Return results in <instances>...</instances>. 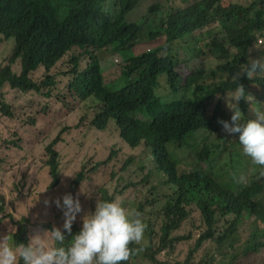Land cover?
<instances>
[{
    "label": "trees",
    "instance_id": "16d2710c",
    "mask_svg": "<svg viewBox=\"0 0 264 264\" xmlns=\"http://www.w3.org/2000/svg\"><path fill=\"white\" fill-rule=\"evenodd\" d=\"M141 1L0 0V185L5 187V192L0 190V224L14 228L11 233H0V239L10 237L9 243L26 245L37 230L57 227L67 246L79 233L82 218L95 211L96 202L90 210L81 206L69 234L63 229V209L54 201L60 199L62 204L65 194L78 199L70 179L75 178L74 184L81 186L85 177L79 172L81 167L69 174L72 168L66 152L67 144L83 135V142L91 148L87 161L94 171H102L118 147L135 149L144 144L172 187L164 199L152 202L160 234L155 236L148 224V245L137 255H145L152 247L154 254L172 249L181 240L172 233L186 219L185 208L191 205L200 210L208 228L197 245L214 238L218 214L231 217L225 221L228 227L218 232V242L229 240L232 244L237 225L251 218L257 229L243 249L257 252L264 248V228L259 227L264 225V168L244 154L238 133L230 139L238 154L230 150L229 141H224L220 151L214 142L211 148L205 143L218 134L231 136L218 123L230 118L231 110L220 105L212 109L211 104L217 94L218 101L226 102V94L233 92L237 83L244 85L246 95H251L255 86L262 90L253 101L239 102L241 122L255 119V110L264 111V72H260L261 80L248 79L242 72L250 59L264 57V0H195L180 10H173L172 0H162L156 8L146 9L143 27L126 20ZM211 25L219 38L212 43L197 40V31ZM158 39H164L163 45L133 56L135 46ZM192 41L197 46H192ZM196 47L199 51L194 53ZM73 49L77 54L71 60L72 68L58 71L55 65ZM106 52L123 59L113 72L115 79H107L100 70ZM180 55L184 57L181 60ZM191 60L195 70L189 67ZM209 60L218 63L207 73L204 66ZM217 71L226 76L217 87L210 89L200 83ZM163 73L169 89L177 92L168 102L161 100L158 90L156 95L154 92ZM57 77L65 79V84ZM32 94L42 101L38 103ZM77 112L81 114L73 122ZM87 115L92 116L93 130L84 134L81 129ZM168 143L196 150L190 172L177 174L166 150ZM211 156L225 159L215 168ZM240 158L249 165L250 176L237 184L233 172L241 168ZM230 168L234 169L230 172ZM41 170L47 171V189L53 198L48 216L42 210L31 214L17 209L18 203L26 205L35 188L34 171ZM118 183L114 181L110 187ZM116 197L117 192L104 188L100 181L97 200ZM122 200L124 207L132 210L139 206L136 211L143 212L141 199ZM141 218L144 222L142 214ZM130 260L122 264H132Z\"/></svg>",
    "mask_w": 264,
    "mask_h": 264
},
{
    "label": "rangeland",
    "instance_id": "374dc122",
    "mask_svg": "<svg viewBox=\"0 0 264 264\" xmlns=\"http://www.w3.org/2000/svg\"><path fill=\"white\" fill-rule=\"evenodd\" d=\"M195 0H172L173 10H180L186 8L188 5L192 4ZM248 0H231V2L236 3H246ZM162 2V0H142L139 6L134 8L129 14L126 15L127 22H133L139 26L144 25V13L146 9L150 6L156 8L157 3ZM210 32V33H209ZM199 34L197 40L203 41L204 43L210 42L219 38V34L215 30V25L208 26L202 30L197 31ZM164 39H158L151 43H142L135 46L132 50L133 56H140L143 53H148L154 48L163 45ZM197 46L194 41H192V46ZM257 45H260L257 43ZM200 46V45H198ZM183 50L180 49L179 53ZM199 48L196 47V52ZM76 51L73 49L67 53L55 66L57 70L61 72H67L72 68L71 60L76 56ZM180 60L183 56L178 57ZM213 58V56H212ZM123 59L119 56L112 57L110 52L104 53V57L100 62V70L102 74L107 79H115L113 74L114 70L122 63ZM218 62L215 60H209L204 66L207 73L215 69ZM189 67L191 70H195L196 66L192 62H189ZM260 72H257L253 78H258L261 80ZM61 80L62 84H65V79L62 77H57ZM63 79V80H62ZM226 76L220 72H216L214 77H208L202 82L207 88H215L220 82L225 81ZM168 90H167V89ZM158 90V91H157ZM161 98L163 102H168L173 99L177 92H173L169 89L166 81V74H160L157 78V86L154 90L155 95ZM169 91V92H168ZM251 96L255 98L261 95L262 90L260 86H255L250 89ZM218 94L215 95V99L212 100L211 108L213 109L217 105L220 108H225L227 103L222 99L218 101ZM32 98L36 99L39 103L41 98L37 95H31ZM179 97V96H178ZM259 111L255 110L254 112ZM81 112H77L72 119L75 122V118ZM83 118V117H82ZM92 116L87 115V120H84V125L82 127V132L85 134L88 131H92L91 126ZM224 121H229L230 118H226ZM110 122L113 123L112 120ZM114 124V123H113ZM221 125V124H219ZM110 129V128H109ZM83 135L77 136L76 140L69 142L67 144V155L69 160V165L72 168L69 174L77 172H82L85 177L84 182L81 186L74 184V179H70L73 187V193L76 198L82 201L81 206L86 210H90L91 205L97 202L98 190L100 187V181L104 185V188L110 191L114 190L117 192V197L127 198V199H141L143 203L140 205L143 207L142 217L145 221H148L153 228V234L156 236L159 233V224L155 219L154 212L156 209L152 206L154 200L162 199L171 193V188L167 185L166 176L159 172L154 164V160L151 154L150 148L141 144L138 148L132 149L128 147H118L108 160V164L103 168L102 171H94L87 161V156L91 154V148L88 144H85L82 140ZM218 138V140H216ZM234 138L231 135L228 138H222L219 134L216 137H211L208 142L216 141V144L223 145L224 141H229L230 150L232 152L239 153L235 142L230 140ZM169 152L174 157L177 163L178 173L187 172L191 169V162H193V153L184 149H176L175 146H169ZM241 160V168H236L233 172L234 181L237 184L245 183L246 178L250 176L247 165ZM219 162L216 164L218 165ZM16 165V164H15ZM1 177V174H0ZM35 183L30 194L26 205L23 203L17 204V209L30 211L34 213L36 211H43L45 216L51 214V209L48 206L53 198L50 196V190L47 189L49 185V179L47 178V171H34L33 174ZM118 181V185L115 188H111L110 185ZM0 190H4V185H0ZM122 193V194H121ZM94 199V200H93ZM47 201V203H45ZM139 207V206H138ZM135 208L134 210L138 209ZM188 211V217L181 224L180 228L173 233L174 236L182 237L183 240L175 245L172 250H165L155 255L152 258L154 248L145 256H138L135 259H131L132 264H176L182 263L184 261H191L193 263H198L200 261L208 264H264V248H260L257 252H247L243 249V245L251 237V234L257 229L251 218H244L236 227L234 232V241L232 244L229 240L224 242H217L213 240L204 241L199 247H195L196 241L206 230V225L204 223L203 217L201 216L199 210L195 206L186 208ZM228 224L224 222V219L220 218L217 228L224 230ZM260 228H264V225H259ZM259 228V229H260ZM14 230L13 227L8 226L5 222L0 224V233L9 232ZM10 240V239H9ZM261 240V239H258ZM147 244V240L143 242L141 246Z\"/></svg>",
    "mask_w": 264,
    "mask_h": 264
},
{
    "label": "clouds",
    "instance_id": "9594fccd",
    "mask_svg": "<svg viewBox=\"0 0 264 264\" xmlns=\"http://www.w3.org/2000/svg\"><path fill=\"white\" fill-rule=\"evenodd\" d=\"M257 43H260V40H258ZM258 70L259 72H264V57L258 59H250L249 62L245 65L242 72L247 76L248 79H252L256 75ZM238 75L239 73L237 74V76L233 77L234 81L237 80ZM219 98L220 97L217 96V99ZM225 99L228 108L232 112L230 122L220 120L218 121V123L222 125V129L225 133L229 135L238 133V139L243 147L244 154L251 158L253 164L264 168V111H256L255 119L247 120L244 123L241 122L243 120V113L238 107L239 102L242 99L249 102L253 101V97L250 94L246 95L245 87L243 84L237 83L235 90L231 93H227ZM208 139L205 141V143L209 148H211V144L213 142L216 144V141L208 142ZM171 145L175 146L176 149H184L193 153V162H191V169L187 172L182 173L190 172L193 168L196 150H190L183 146L178 147V143H168L166 145V150L172 160L175 162L176 169V160L169 152V146ZM222 149L223 145L220 146L218 151ZM211 157H214L215 168H218L225 159L224 156ZM236 159H238L237 156ZM218 162L219 164L216 165ZM236 164L237 162H234L232 164L234 168L236 167ZM202 166L204 167L203 164ZM234 168H230L229 171L231 172ZM182 173L179 174L177 171L178 175H181ZM261 175L264 176V171L261 172ZM165 183L167 184V177ZM169 186L171 187V185ZM62 201L63 203L61 204L60 199H57L54 201V203L56 204L57 208L63 209V229L67 233L71 234L72 224L76 220V214L81 212V205L79 200L74 199L71 194H65L62 197ZM45 203H47V201ZM186 208L185 210L187 211ZM220 218L224 219L225 222L231 217H221L217 214V223L214 225L216 234L214 235L213 239L207 240L217 241L218 232L224 231L228 227L227 225L224 230H220L217 228V224L219 223ZM156 221L158 222L160 228L159 221L157 219ZM144 222L141 218V214L138 211L134 209L130 210L123 206V200L120 197H116L111 201L97 200L95 211L85 215L82 218V228L78 234L73 236L69 245L65 246V236L61 229L57 227H53L51 230H37L30 237V240L26 245H13V243H9L10 237H4L0 239V264H19V261L21 259L23 260V264H122V262L128 261L130 257L133 260L142 255L137 254L142 252V248L148 245L146 230L148 224L150 223L145 220ZM207 229L208 228H206V230ZM173 233L172 237H179L174 236ZM204 233H202L201 236ZM159 234L160 231L157 236ZM201 236L198 238V240L201 238ZM179 238H181V240H179L177 243L183 240L182 237ZM145 239L147 240V244L141 246ZM197 241L195 244L196 248L204 242L201 241V243L197 245ZM177 243L174 244L173 248ZM153 248L155 251V247H152L149 251H151ZM158 254H154L153 252L152 258ZM136 255L137 257H135Z\"/></svg>",
    "mask_w": 264,
    "mask_h": 264
}]
</instances>
